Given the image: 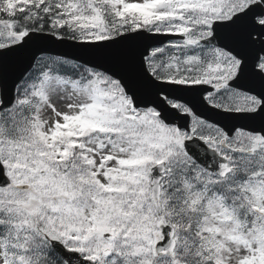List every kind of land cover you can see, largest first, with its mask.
Returning <instances> with one entry per match:
<instances>
[{"label":"snow or ice","instance_id":"1","mask_svg":"<svg viewBox=\"0 0 264 264\" xmlns=\"http://www.w3.org/2000/svg\"><path fill=\"white\" fill-rule=\"evenodd\" d=\"M0 264H264V0H0Z\"/></svg>","mask_w":264,"mask_h":264}]
</instances>
